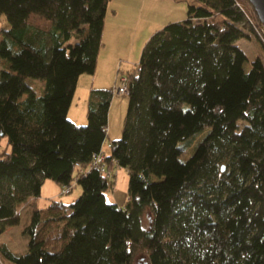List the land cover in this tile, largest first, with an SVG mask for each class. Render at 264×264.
Masks as SVG:
<instances>
[{
    "label": "trees",
    "instance_id": "obj_1",
    "mask_svg": "<svg viewBox=\"0 0 264 264\" xmlns=\"http://www.w3.org/2000/svg\"><path fill=\"white\" fill-rule=\"evenodd\" d=\"M197 1L126 73V120L108 154L129 170L126 204L107 199L114 176L93 168L76 199L42 206L44 180L74 186L75 163L108 138L114 89L92 90L85 124L68 111L80 76L96 71L110 0H0V135L11 146L0 151V232L30 208L27 250L0 243L8 264H136L140 253L148 264H264V61L247 70L236 43L253 32L264 47V23L249 0ZM204 126L182 159L179 141Z\"/></svg>",
    "mask_w": 264,
    "mask_h": 264
},
{
    "label": "rangeland",
    "instance_id": "obj_2",
    "mask_svg": "<svg viewBox=\"0 0 264 264\" xmlns=\"http://www.w3.org/2000/svg\"><path fill=\"white\" fill-rule=\"evenodd\" d=\"M197 3V0H134L131 5H127L128 0H112L110 3V10L117 8L120 11V16L126 18L131 23V19L134 16L135 21L139 26V30H145L148 32L149 37L158 29L163 28L167 23L171 21L184 20L187 18V9L189 3ZM140 13V15H139ZM3 25L8 26V21L3 20ZM236 43L241 46L246 52L248 59L245 62V68L248 70L252 65V61L261 57L264 61V47L262 42L258 39L255 33H251L250 37L240 38ZM143 49V48H142ZM121 58L118 59V65L114 72H105L107 62L100 63L97 71L93 74H85L80 81V85L77 87L75 96L72 102V109L70 111L69 118L76 124H85L88 121L87 110L90 103L92 88L101 89L103 87L114 89V95L109 111V125H108V138H106L105 148L109 149L108 143L114 139H118L122 136L123 128L126 120V114L129 105V97L127 94H118L117 88L123 81V76L132 67V56L121 54ZM2 64L0 63V68ZM109 77V78H108ZM29 83L38 91L42 92L45 86L43 79L28 78ZM27 94H24V97ZM71 116V117H70ZM209 126H204L189 137H186L179 141V145L183 148L181 155L182 159H187L195 147L201 141L208 132ZM3 149H11L6 135H0V151ZM129 170L127 167L121 166L117 168V172L114 175L115 184L114 187L109 188L106 191L108 200H117L120 203H124L128 199L129 195ZM154 178H157L154 176ZM81 186L76 183L72 190L68 193L62 192V186L56 181L50 178L44 180L42 191L37 201L40 205H46L52 198H61L66 202H71L78 197L81 193ZM25 212H23V215ZM149 215L146 214L144 219L145 225L149 223ZM29 216V215H28ZM24 220V217L22 218ZM22 220V223H23ZM21 223V222H20ZM17 229L12 230V236H22L20 231L21 224L13 225ZM20 226V227H19ZM24 234V233H23ZM11 248L14 252H21L20 245H14L12 242ZM22 253V252H21ZM6 263L9 261L4 260ZM136 264H147V258L143 253H140L136 258Z\"/></svg>",
    "mask_w": 264,
    "mask_h": 264
},
{
    "label": "crops",
    "instance_id": "obj_3",
    "mask_svg": "<svg viewBox=\"0 0 264 264\" xmlns=\"http://www.w3.org/2000/svg\"><path fill=\"white\" fill-rule=\"evenodd\" d=\"M111 1L112 0H110L109 2L107 13H106L105 26H104V31H103V45L98 55V64H97L96 71L101 61L102 62L106 61L107 66L105 68V72H111V71L114 72L116 70V66L118 65V59L121 58L120 57L121 54L132 56L131 57L132 58L131 63L133 64L132 67L136 65L139 62L142 48L148 36V32H146L145 30L143 31L139 30V26L137 22L135 21L134 16L132 17L131 23H130L129 20L120 16V11L117 8L114 7L110 10ZM133 2L134 0H128L127 5H131ZM0 39H1V36H0ZM84 75L85 74H82L80 76L79 81H78V86L80 85V81L82 77H84ZM91 88H92L91 90H93V85H91ZM71 109H72V104L68 111V115H70ZM71 118L74 119L73 117ZM111 201L117 202L122 206L126 204V201L124 203H120L115 199ZM29 210L30 208L28 204L26 205L23 204L20 207L21 216L22 218L24 217V220L21 219V223H20L21 232L23 229V223L28 218ZM23 212H25L24 215H23ZM22 220H23V223H22ZM16 229L17 228L15 226H8L4 231L0 232V243H3V242L6 243L10 248L12 246L10 242H12L14 245L19 244L20 248L21 249L23 248L21 251L23 253L28 248L29 236L23 233H22V236L20 235L12 236L11 231L16 230ZM21 252H17V253H21ZM0 264H8V263H6L0 256Z\"/></svg>",
    "mask_w": 264,
    "mask_h": 264
},
{
    "label": "built area",
    "instance_id": "obj_4",
    "mask_svg": "<svg viewBox=\"0 0 264 264\" xmlns=\"http://www.w3.org/2000/svg\"><path fill=\"white\" fill-rule=\"evenodd\" d=\"M262 34V39L264 41V28H262L261 32ZM123 81L122 83L118 86L117 88V93L118 94H126L127 92V76H123ZM109 149L112 146V142H107ZM104 143L103 147L99 150L96 151L92 154V157L87 165H83L80 162L75 163L74 167V176H73V182L76 183L78 178L81 176V174H86L88 171L91 169H98L100 170L103 174H105L108 177H113L115 173L117 172V168L121 167L120 164L116 159H113L112 162L108 159V154H109V149L105 148ZM72 185H65L62 187V192L68 193L72 189Z\"/></svg>",
    "mask_w": 264,
    "mask_h": 264
},
{
    "label": "water",
    "instance_id": "obj_5",
    "mask_svg": "<svg viewBox=\"0 0 264 264\" xmlns=\"http://www.w3.org/2000/svg\"><path fill=\"white\" fill-rule=\"evenodd\" d=\"M253 5L259 20L264 23V0H249ZM148 264V262H147Z\"/></svg>",
    "mask_w": 264,
    "mask_h": 264
}]
</instances>
